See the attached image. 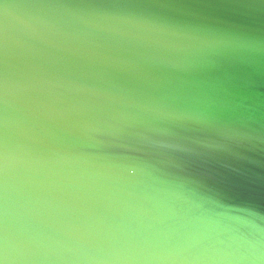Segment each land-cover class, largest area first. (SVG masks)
<instances>
[{"label":"water","instance_id":"water-1","mask_svg":"<svg viewBox=\"0 0 264 264\" xmlns=\"http://www.w3.org/2000/svg\"><path fill=\"white\" fill-rule=\"evenodd\" d=\"M0 264H264V0H0Z\"/></svg>","mask_w":264,"mask_h":264}]
</instances>
